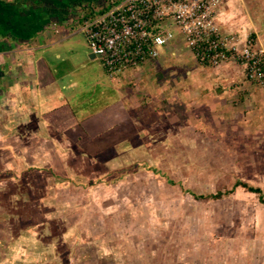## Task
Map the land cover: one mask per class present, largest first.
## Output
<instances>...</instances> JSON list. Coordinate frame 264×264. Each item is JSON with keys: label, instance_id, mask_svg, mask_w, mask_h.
<instances>
[{"label": "crops", "instance_id": "crops-1", "mask_svg": "<svg viewBox=\"0 0 264 264\" xmlns=\"http://www.w3.org/2000/svg\"><path fill=\"white\" fill-rule=\"evenodd\" d=\"M27 1L29 5L26 0H0V131L20 136L18 144L21 146V139L25 140L31 150L37 148L35 142L48 143L43 151L47 156L62 152L61 144H66L75 159L110 164L112 158L121 155L129 162L135 161L137 153L148 155L143 141L186 140V129L192 136L197 135L194 139L229 144L228 153L236 157L234 165L241 175L226 187L223 199L254 196L256 201L251 208V228L248 223L242 238L236 236L235 227H230V254L239 258L244 252L246 260L241 264H248V255L255 260L262 258L264 86L249 82L236 65L202 66L179 44L148 66L109 77L99 59L89 53L79 32L84 16L77 19L70 14L67 8L72 4L66 0L52 4L46 0ZM105 1L85 0L84 5L103 7ZM219 15L231 31L254 33L264 45V0H225ZM71 20L76 21L75 25ZM5 149L14 158L11 145ZM30 156L38 157L32 152ZM21 161L25 169L17 177L19 182L24 181L23 186L28 184L26 175L38 172L54 181L63 176L61 182L74 188L68 180L75 179H70L67 171L59 176L50 165L46 167V162L43 165L41 161L42 170H35L32 158ZM6 172L11 173L2 171L0 179L14 177L12 173L1 175ZM251 174L255 176L253 182L249 181ZM236 183L259 193L242 186L234 188ZM3 203L10 209L9 214H14L17 202ZM7 220L12 225L21 218ZM19 256L11 251L13 260L7 257L16 264ZM228 257L224 264H228Z\"/></svg>", "mask_w": 264, "mask_h": 264}, {"label": "rangeland", "instance_id": "rangeland-1", "mask_svg": "<svg viewBox=\"0 0 264 264\" xmlns=\"http://www.w3.org/2000/svg\"><path fill=\"white\" fill-rule=\"evenodd\" d=\"M56 1L46 0L51 4ZM66 1L74 5L67 9L77 19L99 9L93 3L85 6V0ZM188 131L186 140L143 141L149 154L137 153L134 160L139 167L116 182L107 181L106 174L116 168V162L120 165L126 159L121 154L111 164L75 159L68 145L61 144L62 152L47 156L43 151L48 143L35 142L37 148L31 150L25 140L18 144L20 136L0 131V148L4 150L0 152V173L14 174L0 179V248L5 250L0 253V264H14L11 251L29 260L14 259L16 264H224L232 250L230 227L242 238L248 223L251 228V208L256 201L254 196L242 199L231 195L232 199L227 196L207 202L196 198L224 193L230 182L239 180L240 171L234 165L236 157L228 153L229 144L194 139L197 135ZM9 145L14 158L5 153ZM31 152L38 157H31ZM29 158L34 160L35 170H42L41 161L43 165L46 162L59 176L67 171L68 177L81 185L76 190L61 182L63 176L54 181L33 172L26 175L28 184L23 186L17 176L25 169L21 160ZM165 171L167 178L162 175ZM251 175L249 181L253 182L255 176ZM96 178L100 183L82 186ZM6 200L17 202L14 214L6 209ZM49 216L53 218L50 224ZM15 217L21 220L8 223L7 218ZM234 217L242 219L241 224L234 222ZM241 253L240 259L238 255L228 257V264L246 260ZM259 259L248 255L247 263H263L264 254Z\"/></svg>", "mask_w": 264, "mask_h": 264}, {"label": "built area", "instance_id": "built-area-1", "mask_svg": "<svg viewBox=\"0 0 264 264\" xmlns=\"http://www.w3.org/2000/svg\"><path fill=\"white\" fill-rule=\"evenodd\" d=\"M225 0H106L83 17L79 32L109 77L139 70L179 44L202 66L236 65L264 86V45L219 15Z\"/></svg>", "mask_w": 264, "mask_h": 264}, {"label": "trees", "instance_id": "trees-1", "mask_svg": "<svg viewBox=\"0 0 264 264\" xmlns=\"http://www.w3.org/2000/svg\"><path fill=\"white\" fill-rule=\"evenodd\" d=\"M27 1V0H26ZM92 158H95L94 156H91ZM96 159V158H95ZM109 159V158H108ZM114 159V158H112ZM139 167V162L138 161H134V162H127V160H122L120 161V165H117L116 168H113L111 171H109L106 175H107V178L106 180L107 181H111V182H116V180H119V179H122L123 177L125 176H128L130 175L133 171L136 170V168ZM148 168V166H147ZM29 169H33L32 167L31 168H28L27 170ZM150 170L152 171H155V168L154 167H151L149 168ZM10 173L6 172L5 174H1V175H9ZM55 175V174H54ZM162 175L167 178L168 177V172L165 171V172H162ZM66 179V178H65ZM70 183H72V185L74 186V188L77 190L78 186L80 185V183H78L77 181L75 180H68ZM98 181V182H96ZM100 182V178H96V180L94 179H89L88 181V184H82V186L84 188H87L88 186L87 185H95L97 183ZM170 183L172 184L173 182L170 181ZM87 186V187H86ZM239 186H242V188H246L247 191L249 192H252V193H259L258 190H254L253 188H248L246 185H241L239 183H236V185L234 186L235 187H239ZM229 192H227L228 194ZM224 195H226L225 193H216L214 195H210V196H196V198L198 199H201L202 201L204 202H207L208 200H214V201H219L221 200ZM51 220L48 221V223L50 224ZM5 256V255H4ZM9 256V255H7ZM20 257H22V255L19 256V260L18 261H21V262H28L29 260L27 258L25 259H21ZM15 264V263H14Z\"/></svg>", "mask_w": 264, "mask_h": 264}]
</instances>
